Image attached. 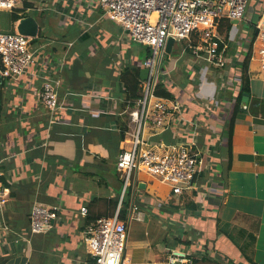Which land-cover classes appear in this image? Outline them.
<instances>
[{
    "label": "crops",
    "instance_id": "obj_1",
    "mask_svg": "<svg viewBox=\"0 0 264 264\" xmlns=\"http://www.w3.org/2000/svg\"><path fill=\"white\" fill-rule=\"evenodd\" d=\"M24 1L39 22L33 43L42 49L41 67L0 84V179L11 189L0 207V264H85L88 221L113 215L121 202L117 160L130 146V112L142 97L141 70L151 48H136L98 0H21L18 7ZM228 22L219 27L228 45L225 67L197 56L189 39H175L163 58L164 84L183 103V123L153 139L195 142L202 170L193 189L171 190L167 198L161 189L169 184L134 175L121 219L128 226L126 254L136 264H165L173 247L195 264H264V80L251 59L252 94L236 115L229 149L239 63L252 31ZM48 71L61 80L67 106L55 122L39 95ZM35 202L56 207L58 217L51 229L32 234Z\"/></svg>",
    "mask_w": 264,
    "mask_h": 264
},
{
    "label": "built area",
    "instance_id": "obj_2",
    "mask_svg": "<svg viewBox=\"0 0 264 264\" xmlns=\"http://www.w3.org/2000/svg\"><path fill=\"white\" fill-rule=\"evenodd\" d=\"M251 0H98L103 15L120 23L133 42L151 48L145 60L149 69L143 79L142 97L130 112L135 129L128 148L117 160V169L123 180L121 202L116 212L90 221L84 230V242L90 255L85 264H136L127 256L128 226L121 219V206L127 188L133 185L132 177L143 171L169 184L174 194H182L195 187L196 176L202 170V158L193 141L166 142L153 136L168 129H177L183 123L182 104L177 99L157 94L159 78L163 79L162 63L170 37L189 39L188 47L197 56L203 55L209 64L225 67L227 42L220 36L219 27L224 20L242 21ZM21 0H0V9L13 10ZM251 59L259 63L264 80V7L251 28ZM193 36L197 42L194 43ZM33 37L20 32H0V78L19 80L30 72V67L40 68L37 58L42 51L35 48ZM42 47V46H41ZM39 59V58H38ZM53 61V60H52ZM51 61V62H52ZM66 64L60 59L56 69ZM39 90L43 105L51 122L60 118L67 109L60 95L61 80L51 72L43 76ZM1 176V172H0ZM11 189L0 179V207L9 199ZM137 210L133 207V211ZM86 213L87 209H83ZM58 217L56 207L35 202L30 218V232L41 233L52 228ZM137 219L139 214L134 215ZM165 264H195V258L180 248L168 249Z\"/></svg>",
    "mask_w": 264,
    "mask_h": 264
},
{
    "label": "trees",
    "instance_id": "obj_3",
    "mask_svg": "<svg viewBox=\"0 0 264 264\" xmlns=\"http://www.w3.org/2000/svg\"><path fill=\"white\" fill-rule=\"evenodd\" d=\"M27 7H30V4L27 1H24V6L23 7H17L13 10H3L0 9V18L3 17L5 15L6 18H8L9 22L11 23V30L9 31H1V24H2V20L0 21V32H18L17 30V26L20 22V20L26 16H28V12H27ZM259 16L256 17V20ZM39 37L34 38L33 41H38ZM251 55H252V43L250 41L249 43V47H248V51L245 53L244 58L242 59V61L239 63V67H240V82H241V89L240 92L237 96L236 99V106L234 109V113L232 115V117L228 120V138H229V149H231L232 146V134H233V128H234V123H235V119H236V115L238 112H240L241 110H243L242 105L244 103H248V102H244L243 100V96L244 93H249L252 94V89H251V76L249 74V67H250V61H251ZM0 67H1V60H0ZM0 84H1V78H0ZM138 87V86H137ZM157 94L162 96V97H166V98H172L174 99V95L172 94V92H170L164 83H162L161 85H158L157 88ZM2 91L0 90V100L2 99ZM254 101V100H253ZM231 159V156L229 157ZM95 220V219H94ZM92 221V220H91ZM90 222V220L88 221V223ZM87 223V224H88Z\"/></svg>",
    "mask_w": 264,
    "mask_h": 264
},
{
    "label": "rangeland",
    "instance_id": "obj_4",
    "mask_svg": "<svg viewBox=\"0 0 264 264\" xmlns=\"http://www.w3.org/2000/svg\"><path fill=\"white\" fill-rule=\"evenodd\" d=\"M263 7H264V1L263 0H260V3H259V1H256L255 2V1L251 0L250 3H249V7L247 9V13H246L245 19L242 20V21H240L239 24L237 22L234 23L233 21H229L228 23H230V25H231L230 27H240V28L241 27L242 28L245 27L246 30H247V32L250 31L251 28H252V25H254V23L256 22V17L258 16V12H259L258 11L259 10L258 8H261L262 9ZM1 20L3 21L2 24H1V31H9V30H11V23L9 22L8 18L5 17V15L0 18V21ZM241 22H243L244 24L241 25ZM246 40H248V42H247V44H248L250 42V39H247V37H246ZM134 46L136 48H139V49L142 48L144 52L146 51V47L143 46V45H141V44H137L136 43V44H134ZM162 83H163V79L162 78H159V85H161ZM181 104L183 106V103H181ZM141 172H142L141 175L144 174V175L150 176L146 172H143V171H141ZM150 177L154 180V182L161 183V181L159 179H157L155 177H152V176H150ZM132 180H134V176L132 177ZM130 190H131V186H129L127 188L126 194L124 195L123 199L124 198L125 199L127 198V196L130 193ZM171 190H172V188L169 187L168 185H163L162 186V189H161V195L163 197H166L167 198L168 196L171 195L170 194L171 193ZM121 196H122V194H121Z\"/></svg>",
    "mask_w": 264,
    "mask_h": 264
},
{
    "label": "water",
    "instance_id": "obj_5",
    "mask_svg": "<svg viewBox=\"0 0 264 264\" xmlns=\"http://www.w3.org/2000/svg\"><path fill=\"white\" fill-rule=\"evenodd\" d=\"M17 30L22 34L31 36L33 38H37L39 34V22L34 16H26L20 20L17 26ZM174 43H175V38L170 37L166 46V53L168 55L172 53ZM148 74H149L148 68H144L141 70L142 79L147 78ZM250 98H251V94L244 93L243 96L244 102H249Z\"/></svg>",
    "mask_w": 264,
    "mask_h": 264
}]
</instances>
